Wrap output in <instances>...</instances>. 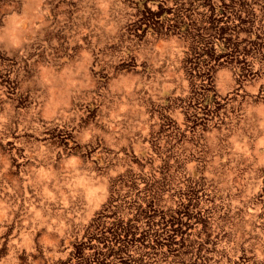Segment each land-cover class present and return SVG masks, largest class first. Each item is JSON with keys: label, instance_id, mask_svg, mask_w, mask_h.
<instances>
[{"label": "rangeland", "instance_id": "374dc122", "mask_svg": "<svg viewBox=\"0 0 264 264\" xmlns=\"http://www.w3.org/2000/svg\"><path fill=\"white\" fill-rule=\"evenodd\" d=\"M207 227L264 264V0H0V264H224Z\"/></svg>", "mask_w": 264, "mask_h": 264}, {"label": "water", "instance_id": "95a60500", "mask_svg": "<svg viewBox=\"0 0 264 264\" xmlns=\"http://www.w3.org/2000/svg\"><path fill=\"white\" fill-rule=\"evenodd\" d=\"M181 165L185 168V166H184V163L182 164L181 163ZM177 167V166H176ZM175 169V170H172L173 172L175 171L176 173H181V172H183V171H185V169ZM200 172H203L202 170H203V168L201 169V168H199L198 169ZM174 179H175V177H174ZM173 179V180H174ZM172 180V181H173ZM207 229L209 230V233L207 234V236H208V240H207V242L209 243V244H211L212 245V247H213V249H214V251H213V253H216L217 255H220V257L223 259V258H225L226 259V254H224V253H222V250H216V244H218V243H220L221 241L220 240H222V236H218V235H214L213 234V231L210 229V227H207ZM225 263L224 264H231V260H229V259H226L225 261H224Z\"/></svg>", "mask_w": 264, "mask_h": 264}]
</instances>
